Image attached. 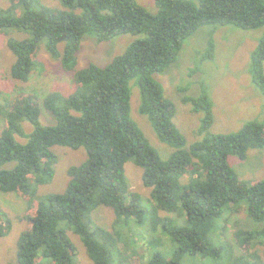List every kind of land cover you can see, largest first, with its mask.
Wrapping results in <instances>:
<instances>
[{"label":"trees","instance_id":"1","mask_svg":"<svg viewBox=\"0 0 264 264\" xmlns=\"http://www.w3.org/2000/svg\"><path fill=\"white\" fill-rule=\"evenodd\" d=\"M58 2L51 6L42 0H9L0 6V33L26 34L6 40L14 57L12 78L26 82L38 68L40 43L73 75V89L67 94L54 90L39 100L20 91L0 105V191L35 204L23 218L29 226L17 240V264H75L76 247L69 233L78 237L92 264H264V178L241 179L228 162L229 156L243 160L249 149L264 147V121L210 134L212 101L201 82L197 96L182 97L192 112L200 113L197 132L204 134L186 147L174 123V104L153 78L177 60L183 43L201 26L263 27L250 52L249 75L264 106V0H154L155 12L136 0ZM127 33L140 36L108 63L76 68L85 34L106 41ZM214 50L210 34L200 60H212ZM132 80L139 92V113L148 118L157 139L172 148L165 159L130 116ZM41 105L53 116V124L40 123ZM22 122L32 130L26 132ZM55 145L82 147L85 159L67 167L62 192L37 194L38 187L53 178ZM127 161L141 169L142 184L150 189L146 199L130 190ZM100 206L113 213L111 229L93 220ZM241 206L260 226L236 227L234 240L244 252L233 255L216 235L222 215ZM9 224L0 207V237ZM131 224L141 231L132 230ZM143 232L148 237L144 252L138 253ZM159 234L168 240L164 248Z\"/></svg>","mask_w":264,"mask_h":264},{"label":"rangeland","instance_id":"2","mask_svg":"<svg viewBox=\"0 0 264 264\" xmlns=\"http://www.w3.org/2000/svg\"><path fill=\"white\" fill-rule=\"evenodd\" d=\"M42 2L51 6H59L58 0H42ZM136 2L150 12L156 11L154 0H136ZM8 4L9 0H0V6ZM262 32L263 27L242 29L229 24L201 26L183 43L177 60L162 73L153 75V78L161 84L164 95L174 104V123L185 137L186 147L202 139L204 134L197 132L200 113L192 112L190 104L182 102V97L184 95L197 96L200 92L201 82L206 85L212 101L213 122L208 130L210 134L235 132L245 122L251 120L264 121L263 97L251 83L249 75L250 52ZM210 34H212L215 44L214 58L200 60V53L204 51ZM25 36V33L14 30H10L7 35L0 33V105H6V99H11L20 91L32 93L41 100L50 91L57 90L67 94L73 89L72 73L64 71L60 66V61L52 58L45 51L44 43H40V49L35 56V60L40 65L32 70L29 79L26 82H21L11 77L10 66L14 57L7 47L6 40L9 37L22 38ZM139 36L127 33L106 41H97L92 36L85 34L80 40L76 53V68L80 69L89 62L100 66L105 65L114 56L121 54ZM58 49H62V44L58 45ZM194 68L195 70H192ZM181 87H184L185 90H181ZM130 88V116L137 122L160 156L165 159L172 148L157 139L148 118L139 113V92L134 85V80L130 81ZM39 120L42 125L54 123L53 116L42 105ZM3 124L4 121L0 115V130ZM22 127L26 132L32 130V125L27 122H22ZM16 138L23 142L24 138ZM51 150L57 156L54 175L48 184L38 187L37 194L62 192L67 181V167L85 159V151L82 147L72 149L55 145ZM228 162L241 179L255 182L264 178V147L249 149L243 160L229 156ZM8 165L12 166L13 163ZM124 166L130 190L139 193L143 199H146L150 189L142 184L141 169L132 161H127ZM34 205H27L21 195L0 191V207L7 214L10 223L6 235L0 237V264H17V240L21 232L29 226V222L23 218L32 213ZM160 214L175 216V213L164 211H161ZM92 217L97 224L111 229L114 216L110 209L100 206L92 213ZM222 217L218 224L217 238L229 245L233 255L244 252L235 243L234 230L237 226L258 229L260 225L246 216L243 206L238 210L230 209ZM131 225L135 232H140L142 229L136 224ZM69 236L76 247V253L73 256L74 263L92 264L78 237L72 233H69ZM159 236L164 248L168 240L161 234ZM147 237V233L143 232V240H140L137 247L138 253L144 252ZM256 247L261 253L263 247L260 245Z\"/></svg>","mask_w":264,"mask_h":264}]
</instances>
